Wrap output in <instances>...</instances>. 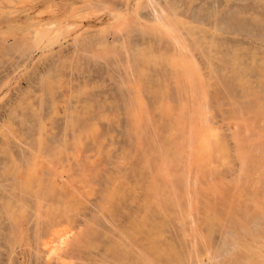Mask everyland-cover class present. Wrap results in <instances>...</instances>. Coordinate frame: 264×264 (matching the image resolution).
Here are the masks:
<instances>
[{
  "label": "rangeland",
  "instance_id": "rangeland-1",
  "mask_svg": "<svg viewBox=\"0 0 264 264\" xmlns=\"http://www.w3.org/2000/svg\"><path fill=\"white\" fill-rule=\"evenodd\" d=\"M160 17H162L163 19L161 20ZM263 21L264 0H0V166H3L5 162H8L11 159H16L18 161L19 159L27 156L36 155L37 157L38 154L39 156L46 157V155L50 154L51 152L52 155L54 154V157H56L57 155V157L60 158V161L58 159V161L55 159L52 162L54 166L50 165V167L52 170L54 168L56 171H53L57 172L58 174L61 171L62 174H60L64 178L62 180H64V182L66 181V184L64 185L68 186V190H66L65 195H63L67 197L64 198L63 196H61L59 200L61 201L60 203H63L62 201H64L65 199L68 200V198L70 201L65 200L67 203H99L100 193L109 194L110 189L111 194L112 191L115 195H117V192H121L120 185L117 182L115 183L116 180L114 179H109L107 181L103 180V182L100 183V178L103 179V177H100V174H98L97 172H105L106 170L110 171L111 168V165L105 164L107 163V157L109 156L110 158H117L119 156H125L126 154L128 157H132V155L136 154L137 158L135 157L136 155H134L132 159H136L138 160V162L141 161L140 163H142V159L146 158L147 164L149 165L148 169L151 168L150 166L154 168V171L153 169L144 170L148 172H146L147 175L145 173V176H148L146 178L147 181L150 179L149 181L151 185L150 189H148L147 191L150 196L147 202L150 203L149 209H151V211H154L155 209L159 208L158 206H156L159 205V202L165 204L163 206L164 210L162 209V206L159 205L161 208L156 210V213L155 211H150V213L155 217L154 218L153 216H151V220L149 222L151 234V238L149 237V240L151 239L149 245L151 247L150 250L152 253V257L154 256L152 258V260L154 261L153 264H163L161 263V260H164V264H178V262L180 264L181 258L184 259L185 262H191L192 260H194V264H199V262L200 264H202L201 260H204L203 262H205L206 264H218V262H221L225 257H227V249L225 250L226 253H223L224 250L221 248L222 241L224 240L223 238H227L228 241L226 240V242H230L229 240L234 239V242L236 243H234V246L238 249L241 248L243 251L247 249L250 250L251 255L248 263L264 264V226L259 229V233L262 232V236L261 234H258V232V235L254 234V237L252 234H245L247 232L244 233L243 231H241V229L243 230V223H246L247 221H243L245 215V213L243 214L244 208L243 210L242 207L240 208V205L245 207L246 205L244 203L250 202L252 205L256 206L257 213L260 212V214H264V204L260 203H264V198H262L264 196L261 195V198H258V193L260 194L262 193V191H264ZM153 22L154 24H152ZM162 27H164L165 29ZM181 43L183 45H180ZM188 47L190 49H187ZM87 53H89L90 55ZM178 60L179 62H177ZM174 61L177 62L178 65H175L176 63ZM181 61L183 63L189 62L190 64L187 63V67L191 69L192 66V68L194 67V69H191L190 71L186 69L187 67L183 69V67L185 66ZM173 66L175 68H173ZM176 66L181 68H178ZM183 70H185V75L187 72H190V75L188 73L190 78L188 77V75H186V78H182L184 76V73H182L184 72ZM194 73L199 78H201L199 79L198 77H195L196 75ZM192 75H194V77ZM178 77H181L182 80ZM192 77L195 78L194 81ZM183 79L184 82H182ZM186 79L187 82L189 81L188 83L185 81ZM190 79L191 81H193L191 83L199 82V85L192 84V86H189L191 85ZM174 82L178 84V87ZM248 83L249 86H247ZM184 84H188V88H190L191 91L194 90L193 93H191L190 89H188ZM221 85L226 89H224ZM226 86L230 87L232 92L230 91V89L227 90ZM177 90L179 93L177 92ZM225 91L227 92V94ZM196 93H198V95ZM188 94L192 95L189 96ZM128 95H130V100L128 98ZM157 95L160 98H158ZM131 96L133 98H131ZM161 96H164V98H161ZM184 96L187 97L185 98ZM194 96L195 98H193ZM225 97H227L228 99L230 98L229 100H232L234 104L231 101H228V99ZM128 101L131 102V105L128 103ZM137 101H140V103H138ZM141 102L142 105H139L141 104ZM192 104H198L196 105L198 107H196L195 105L193 106ZM129 105L131 107L136 105L138 108L140 106L142 111L141 109H139L140 111L137 110L139 111L137 112L136 110H134L136 109V106H134V108L132 109ZM169 106L172 107L170 108ZM161 107L167 110H169L168 107L171 109V111H167V113L165 110V113L163 112L166 116L168 115V119L167 117H164V115V118H162V111L160 110L162 109ZM157 108H159V110ZM187 108L194 109L195 112L194 110H189ZM198 108L199 110L197 113H200L199 117L196 113ZM176 113L178 114L176 115ZM186 113L187 116L185 117ZM194 113L197 117L193 116ZM181 114L185 115L182 117ZM201 114L202 116L199 121L198 118H200ZM204 115L207 118L204 117ZM177 116L178 119H176ZM180 116L182 117V119H180ZM187 117L190 119V122L189 119L187 120ZM202 117H204L207 121H205L204 118L202 120ZM129 119L130 122H128ZM160 119H166L167 121L165 120L166 122H161L162 120ZM170 119L173 122H170ZM191 119L194 121H191ZM197 121H199V123ZM203 121L205 122L203 123ZM196 122L200 126L204 124H209V126H205L206 129L204 126H201V128L198 126L199 129H196ZM200 122H202L203 124H201ZM162 123L163 125H165L162 126ZM175 123H183L186 126L187 124H192V126L194 125L196 131H199L200 135L198 139V136H196L195 133L192 132L194 137L196 136L197 139L196 140L194 138L196 141H194L195 143L192 144L193 146L196 143L198 144L197 141L200 140V136L204 138L205 134L207 138L208 135L209 137L211 135V137H213V140H211L212 138L210 137L209 144L215 147L211 150L212 153H214L217 149L220 150L221 148V144L219 145V143L213 142L215 135L218 133L216 135L217 138L215 139L220 138V141H225L224 144L228 148L227 154L229 153L227 155V159L231 160L225 162L227 160L224 157L225 153H215L212 156H207V153L203 152V154L196 153V155L193 153V146L192 148L190 147L184 149L183 157H181L182 155H180V158L177 157V159L174 156L173 159L171 158L172 160L170 158L167 159L168 157H172V153L169 156L171 145L166 141L168 135L170 134L169 132H171L168 128L171 126V124L173 125ZM133 125L135 126V128ZM161 127L163 128V130ZM188 127L191 128V126ZM208 127L211 128H209L208 130ZM204 129L207 131V133L206 131H204ZM139 130L141 131V133ZM201 130L203 133L201 132ZM231 130L234 131V135H232L233 133ZM246 130L248 131V133ZM155 132L156 135H154ZM190 134L191 131L187 133L188 136ZM129 135H131L133 138ZM149 135L152 137V139L149 137ZM176 136L178 137L179 135L176 134ZM191 136L192 134L188 139H190ZM128 137H130V139ZM157 138H160L159 141H157ZM232 140L234 141V143L232 142ZM156 141L158 142V144ZM237 142L240 147L242 146L241 148L243 152L240 153V150L238 153L242 156L236 155L237 153L234 152V147L237 145ZM161 143L162 146H160ZM149 144L154 146L152 147ZM130 146H132V148H130ZM127 147L128 150L124 151L127 149ZM145 148L148 150V154L154 157V160H152V157H149V155L146 153L147 150ZM252 148L254 150H252ZM194 152H196V150ZM139 154L142 156H139ZM158 154L161 156V159ZM162 155L165 157V159ZM193 155H196L197 157L195 156V158ZM77 156L79 157L77 158ZM85 157L88 158L87 160H89L87 162L88 164L92 165L91 163H93L97 166L92 169L91 167L93 165L89 166L86 163L88 166L85 167L86 169L78 168L80 165H82V163L79 164V162L77 161L79 159L80 161H83ZM138 157L141 160L138 159ZM209 157H211V159L206 163V166L209 168L211 167L212 169L211 165L213 164V166L217 167L216 173H214L210 169L212 172L210 171L209 173H211L212 176L211 174L208 175V173H201V171H198L197 169L201 166V160H205L206 158L209 159ZM239 157L240 161H246V157L249 158L246 162L250 161L249 164H251V169L249 167L247 169L248 171L246 170L249 165L247 163V166L244 167L245 172L244 170L241 171L240 169L242 168V166L239 161ZM185 159L187 161H183ZM254 159H256V162L254 161ZM42 160H44L43 164L47 165V161H45V159L43 158ZM94 160L96 164L92 162ZM74 161L76 162V164ZM173 161L174 163L178 164V169H180L182 173H185L181 176L183 178L182 186H178V190H181L178 191V194H173V196L176 195L174 200L173 198H170V193L172 194V190L167 193V191L170 190V185L165 183L167 181L166 178H162L163 180H159L158 182L155 178L156 182H154L156 186H154L155 184L152 181V176L156 175L155 170L157 169V165L159 166L160 163L163 162L166 163L163 165V169H166L168 171L167 173H169L171 171L168 170L167 167L168 165L170 166L171 163L173 164ZM255 163L257 165L258 163L260 164L257 170H262V172L260 173V176L262 177L258 176V174L257 176H255L256 174L254 171L256 168L252 166H256ZM226 165L229 166L227 167ZM2 166L0 167V171ZM69 167H71V169ZM89 167L93 171L90 170ZM170 167L172 168V166ZM125 168L127 169V166ZM34 169H30V172L28 171L29 174H22V183H25L27 186L30 183L33 186L38 179H42V181H45L48 176L46 170L42 169V171H39L37 168ZM76 169L79 170V173L80 171L84 172L83 175L82 172L80 173V175L77 174V172H75L77 171ZM36 170H38L39 173L38 171L36 172ZM195 170L198 172L195 173ZM208 170L209 169L206 168V170L204 171ZM249 170L254 171L249 172ZM247 172H249V174L255 176L256 178L260 177L259 180L262 181L263 186L262 183L260 184L259 180H256L259 185H261L260 189L263 187L262 191L258 190V188V193L252 192L254 191L253 189L255 187L257 188L256 184L258 185V183H256L253 187L252 185H254L253 183L256 182V180H253L252 176L250 175L247 176ZM151 173L154 175H151ZM30 174L32 175L30 176ZM205 174L207 175V177ZM77 175L80 176L82 180L79 177H76ZM169 175L170 176H167L168 178L171 177V173H169ZM178 175H180V173L175 175L173 181L175 178L177 179ZM232 175L233 177H231ZM208 176L210 177L208 178ZM33 177H35V179ZM2 178L0 177V196L3 194L1 192L3 188L5 190L4 185L6 184V182L3 181ZM231 179H234V181H231ZM237 180L240 182L239 184H237ZM111 182L115 183L116 186ZM131 182L133 184V180H131ZM242 182H244V186ZM245 182H247V184H245ZM248 182L251 185L248 184ZM79 184L81 185L80 187ZM166 184L169 186H167ZM214 184H216V186ZM164 186L165 189L162 188ZM102 187H105L106 189H104L106 191H102ZM115 187L116 190L114 191L113 188ZM184 187L185 192L183 191ZM243 187H245L246 190H244ZM166 188L168 189L167 191H165ZM207 190L212 192L209 193L208 191L207 193ZM69 192L71 194L74 193L73 196H70L71 194L69 195ZM220 192L223 193L221 194ZM141 193L142 192H140V190L138 189L139 197L141 196ZM251 193L254 194V197L256 198H254ZM120 195L121 194H119V196ZM168 195L170 196L168 197ZM195 195L200 196V198H198V196L195 198ZM202 195H204V197ZM222 196H225V198L223 197V199ZM235 196H237L236 198H238L237 201H241V203H239L238 205L239 210H237L238 208L235 210ZM164 197L170 198L171 201L166 198L164 200ZM201 197L204 200L201 199ZM239 197L244 198L241 200ZM123 198L124 200L121 201V203H128V201H130L127 192L124 193ZM157 198L160 200H158ZM176 198L177 201L175 200ZM259 199H261L262 201ZM155 200L157 204L153 203L155 202ZM59 201H57L56 203H59ZM175 201L178 204L181 201L180 209L177 208L176 203L171 204ZM198 201H201V203ZM221 201L224 206L222 205ZM230 201L231 203L234 202V206L233 204L231 205ZM100 202L109 203L110 201L104 199ZM194 202L198 203L194 204ZM238 202H236V205L238 204ZM29 203H31V201ZM129 203L132 202L130 201ZM202 203H206L207 208L206 206H204L205 204ZM214 203H217V205ZM200 204L202 207L200 206ZM225 204L226 206L231 205L235 208H226ZM166 205L168 207H166ZM211 205L216 206L213 207ZM252 205L250 207H252ZM172 206L175 208L172 209ZM209 206L213 207L214 210H210L212 208H210ZM255 206L252 209L249 207V205L246 207L249 212H251V210H255ZM190 207L192 208L190 209ZM200 207L201 210H199ZM182 209L183 213L181 214ZM233 209L235 212L238 211V216L239 213L242 212V216L240 215L239 218L237 215H235L237 213H235ZM247 209L246 212H248ZM211 211H213V216ZM209 212H211V214ZM253 212L256 213L255 211H252V213ZM165 215H168V218ZM215 215H218L220 217L217 218L215 217ZM224 215L225 218L223 217ZM118 216L122 218V211ZM152 217L157 220H154ZM199 217L201 218L199 219ZM234 217L235 219H233ZM230 218H232V220ZM261 218L259 220L264 222V219ZM231 222H233L234 224ZM238 224L239 228L243 226L241 229L238 228L239 230L236 226ZM241 224L242 226H240ZM245 225H247V223ZM151 226L154 229H152ZM228 232L236 233H233V237V234L231 233V236V234H229ZM256 237L259 239H255ZM259 240L261 241L259 242ZM151 241H153V243H151ZM153 244H155L156 246ZM232 244L233 243H231V246ZM160 246L161 248L164 247V249L167 250V254L165 253V250L164 253L158 252ZM180 246L182 248H180ZM177 248L179 252L176 250ZM215 249L217 252L215 251ZM154 250H157V253ZM172 251L175 252L172 253ZM180 252L183 253V255L181 254V258L178 257V255L181 256ZM218 253L221 257L218 255ZM222 253L223 255H226L223 257ZM155 255L159 256V259L161 258L160 261H157L158 258ZM164 255L170 256V261L168 257L166 258L164 257ZM213 255L214 258L212 257ZM174 256L178 257L179 259L175 258ZM205 260H209V262H206ZM174 261H176L177 263ZM191 263H193V261ZM191 263L188 262L187 264ZM248 263L243 262V264Z\"/></svg>",
  "mask_w": 264,
  "mask_h": 264
},
{
  "label": "bare ground",
  "instance_id": "bare-ground-1",
  "mask_svg": "<svg viewBox=\"0 0 264 264\" xmlns=\"http://www.w3.org/2000/svg\"><path fill=\"white\" fill-rule=\"evenodd\" d=\"M241 4V3H240ZM243 4V3H242ZM248 4V3H247ZM62 6V5H61ZM81 6V5H80ZM87 6V5H86ZM160 7V6H159ZM259 7V6H258ZM158 8V7H157ZM162 9V8H161ZM160 9V10H161ZM167 9V8H166ZM77 10H79V9H77ZM161 12V11H160ZM191 12V11H190ZM237 12V11H236ZM257 12V11H256ZM219 13V12H218ZM223 13V12H222ZM251 13V12H250ZM70 15V14H69ZM161 15V14H160ZM195 15V14H194ZM128 16V15H127ZM130 16V15H129ZM156 16V15H155ZM159 16V15H158ZM168 16V15H167ZM259 17V16H258ZM179 18V17H178ZM201 18V17H200ZM157 19V18H156ZM160 19L162 20L163 18L162 17H160ZM220 19V18H219ZM158 20V19H157ZM172 20H175V19H172ZM159 21V20H158ZM167 21V20H166ZM178 21V20H177ZM208 21V20H207ZM162 22V21H161ZM176 22V21H175ZM191 22V21H190ZM264 22V21H263ZM133 23V22H132ZM200 23V22H199ZM207 23V22H206ZM243 23V22H242ZM128 24V23H127ZM152 24H154V22L152 23ZM183 24V23H182ZM262 24V23H261ZM192 25V24H191ZM122 26V25H121ZM133 26V25H132ZM158 26V25H157ZM164 26V25H163ZM167 26H169V25H167ZM175 26V25H174ZM195 26V25H194ZM214 26V25H213ZM237 26V25H236ZM261 26V25H260ZM149 27V26H148ZM156 27V26H155ZM186 27H188V26H186ZM117 28V27H116ZM162 28H164V27H162ZM183 28V27H182ZM193 28V27H192ZM132 29V28H131ZM155 29H157V28H155ZM165 29V28H164ZM191 29V28H190ZM215 29V28H214ZM202 30V29H201ZM216 30V29H215ZM220 30V29H219ZM264 30V29H263ZM230 31V30H229ZM132 32V31H131ZM193 32V31H192ZM195 32V31H194ZM180 33V32H179ZM210 33V32H209ZM215 33V32H214ZM217 34V33H216ZM198 35H200V34H198ZM212 35V34H211ZM253 35H254V33H253ZM252 35V36H253ZM256 35V34H255ZM169 36V35H168ZM173 36V35H172ZM172 36H171V39H172ZM219 36V35H218ZM257 36V35H256ZM177 37V36H176ZM180 37V36H179ZM130 38V37H129ZM201 38V37H200ZM225 38V37H224ZM16 39V38H15ZM157 39V38H156ZM170 39V40H171ZM174 39H176V38H174ZM181 39V38H180ZM194 39V38H193ZM212 39V38H211ZM221 39V38H220ZM20 40V39H19ZM179 40V39H178ZM199 40V39H198ZM240 40V39H239ZM19 42V41H18ZM174 42H175V40H174ZM180 42V41H179ZM205 42V41H204ZM120 43H122V42H120ZM145 43V42H144ZM152 43H153V41H152ZM167 43V42H166ZM194 43V42H193ZM202 43V42H201ZM206 43V42H205ZM100 44V43H99ZM112 44V43H111ZM171 44V43H170ZM196 44V43H195ZM180 45H183L182 43L180 44ZM197 45V44H196ZM17 46V45H16ZM32 46V45H31ZM171 46V45H170ZM174 46H175V43H174ZM185 46V45H184ZM205 46V45H204ZM213 46V45H212ZM216 46V45H215ZM139 47V46H138ZM185 48V47H184ZM193 48V47H192ZM213 48V47H212ZM21 49V48H20ZM86 49V48H85ZM187 49H190L189 47L187 48ZM83 50V49H82ZM178 50V49H177ZM197 50V49H196ZM102 51H104V50H102ZM192 51V50H191ZM206 51V50H205ZM217 51V50H216ZM101 52V51H100ZM108 52V51H107ZM173 52V51H172ZM2 53V52H1ZM93 53V52H92ZM137 53V52H136ZM140 53V52H139ZM79 54V53H78ZM87 54H89V53H87ZM114 54H115V52H114ZM130 54V53H129ZM178 54V53H177ZM187 54V53H186ZM90 55V54H89ZM243 55V54H242ZM137 56V55H136ZM172 56V55H171ZM234 56V55H233ZM69 57V56H68ZM77 57V56H76ZM66 58V57H65ZM116 58V57H115ZM114 58V59H115ZM148 58V57H147ZM173 58V57H172ZM183 58V57H182ZM142 60V59H141ZM191 60V59H190ZM215 60V59H214ZM263 60V59H262ZM176 61V60H175ZM174 61V62H175ZM186 61V60H185ZM129 62V61H128ZM148 62H149V59H148ZM156 62V61H155ZM174 62H173V64H174ZM177 62H179V60L177 61ZM177 62H175L176 64L175 65H178L177 64ZM182 62V61H181ZM204 62V61H203ZM202 62V63H203ZM183 63V62H182ZM187 63H189V62H187ZM187 63H183L184 64V66L185 67H183V69L184 68H186L187 67ZM186 64V65H185ZM190 64V63H189ZM192 64V63H191ZM195 64V63H194ZM180 65H182V64H180ZM119 66H120V64H119ZM141 66V65H140ZM139 66V67H140ZM209 66V65H208ZM158 67V66H157ZM176 67H178V66H176ZM190 67V66H189ZM196 67V66H195ZM243 67V66H242ZM262 67V66H261ZM264 67V66H263ZM128 68V67H127ZM173 68H175L174 66H173ZM178 68H181V67H178ZM197 68V67H196ZM201 68V67H200ZM250 68V67H249ZM186 69H188L189 71L191 70V69H194V67L192 68V66H191V69L190 68H186ZM185 69V70H186ZM234 69V68H233ZM255 69V68H254ZM117 70V69H116ZM174 70H176V69H174ZM185 70H183L184 72H182V73H184L183 75V77L182 78H186L187 76L186 75H188V73H189V75H190V72H187L186 73V75H185ZM197 70V69H196ZM195 70V71H196ZM187 71V70H186ZM194 71V70H193ZM199 71V70H198ZM211 71V70H210ZM209 71V72H210ZM264 71V70H263ZM173 72H175V71H173ZM240 72V71H239ZM130 73V72H129ZM172 73V72H171ZM195 73H198V72H195ZM194 73V74H195ZM257 74V73H256ZM142 75V74H141ZM154 75V74H153ZM177 75H178V71H177ZM180 75H182V74H180ZM189 75H188V77H189ZM196 75V74H195ZM204 75V74H203ZM215 75V74H214ZM193 77H194V75H192ZM224 76V75H223ZM223 76H222V78H223ZM231 76V75H230ZM234 76V75H233ZM119 77V76H118ZM192 77V78H193ZM195 77H198L197 75L195 76ZM204 77V76H203ZM229 77V76H228ZM238 77V76H237ZM132 78V77H131ZM169 78V77H168ZM177 78V77H176ZM178 78H180L181 79V77H178ZM190 78V77H189ZM199 78V77H198ZM201 78V77H200ZM199 78V79H200ZM231 78H233V77H231ZM179 79V80H180ZM194 79L195 78H193V81H194ZM133 80V79H132ZM182 80V79H181ZM180 80V81H181ZM223 80V79H222ZM227 80V79H226ZM42 81V80H41ZM148 81V80H147ZM155 81V80H154ZM178 81V80H177ZM186 82H187V79L185 80ZM193 81H191V79H190V83L191 82H193ZM196 81V80H195ZM229 81V80H228ZM123 82V81H122ZM144 82V81H143ZM182 82H184V79H183V81ZM189 82V81H188ZM187 82V83H188ZM203 82V81H202ZM230 82V81H229ZM42 83V82H41ZM130 83V82H129ZM175 83V82H174ZM179 83V82H178ZM199 82H194V83H191V85H189V86H192V84H198ZM220 83V82H219ZM223 83V82H222ZM221 83V84H222ZM242 83V82H241ZM140 84V83H139ZM171 84V83H170ZM175 84H177V83H175ZM174 84V85H175ZM181 84V83H180ZM179 84V85H180ZM137 85V84H136ZM173 85V86H174ZM184 85H186V84H184ZM188 85V84H187ZM186 85V87L188 88V86ZM199 85V84H198ZM220 85V84H219ZM225 85V84H224ZM227 85V84H226ZM130 86V85H129ZM141 86V85H140ZM139 86V87H140ZM154 86V85H153ZM177 87H178V84L176 85ZM201 86V85H200ZM218 86V85H217ZM222 86V85H221ZM232 86H233V83H232ZM247 86H249V83L247 84ZM1 87V86H0ZM124 87V86H123ZM167 87V86H166ZM182 87H183V85H182ZM223 88H224V86H222ZM227 87V90L228 89H230V87H228V86H226ZM255 87V86H254ZM260 87V86H259ZM258 87V88H259ZM126 88V87H125ZM175 88V87H174ZM195 88V87H194ZM198 88V87H197ZM246 88V87H245ZM250 88V87H249ZM262 88V87H261ZM43 89V88H42ZM66 89V88H65ZM170 89V88H169ZM179 89V88H178ZM184 89H185V87H184ZM188 89H190V88H188ZM193 89V88H192ZM201 89V88H200ZM224 89H226V88H224ZM199 90V89H198ZM218 90V89H217ZM243 90V89H242ZM249 90V89H248ZM139 91V90H138ZM186 91V90H185ZM190 91H191V89H190ZM189 91V92H190ZM194 91V90H193ZM193 91H191V93H193ZM206 91V90H205ZM204 91V92H205ZM213 91H215V90H213ZM223 91V90H222ZM230 91H231V89H230ZM177 92H178V90H177ZM177 92H175V93H177ZM188 92V93H189ZM200 92H202V91H200ZM226 92V91H225ZM232 92V91H231ZM243 92V91H242ZM251 92V91H250ZM130 93H131V91H130ZM153 93V92H152ZM173 93V92H172ZM179 93V92H178ZM185 93V92H184ZM182 94V93H181ZM187 94V93H186ZM195 94V93H194ZM197 95H198V93H196ZM216 94V93H215ZM226 94H227V92H226ZM243 94V93H242ZM125 95V94H124ZM131 95V94H130ZM130 95H128V98H129V96ZM147 95V94H146ZM156 95V94H155ZM159 95V94H158ZM157 95V96H158ZM180 95V94H179ZM184 95V94H183ZM189 95V94H188ZM190 95H192V94H190ZM189 95V96H190ZM196 95V96H197ZM205 95V94H204ZM224 95V94H223ZM229 95H230V93H229ZM254 95V94H253ZM43 96V95H42ZM52 96V95H51ZM133 96V95H132ZM131 96V98H133ZM165 96H166V94H165ZM173 96V95H172ZM176 96V95H175ZM174 96V97H175ZM207 96V95H206ZM213 96V95H212ZM227 96V95H226ZM127 97V96H126ZM177 97H178V94H177ZM177 97H175V98H177ZM181 97V96H180ZM185 98L187 97V96H184ZM200 97V96H199ZM230 97V96H229ZM254 97V96H253ZM258 97V96H257ZM127 98V99H128ZM139 98V97H138ZM155 98H157V97H155ZM158 98H160L159 96H158ZM161 98H164V96L162 97L161 96ZM193 98H195V96L193 97ZM207 98H209V97H207ZM224 98V97H223ZM225 98H227V97H225ZM232 98V97H231ZM259 98V97H258ZM261 98V97H260ZM178 99V98H177ZM188 99H190V98H188ZM192 99V98H191ZM201 99H202V97H201ZM212 99V98H211ZM214 99V98H213ZM228 99V98H227ZM230 99V98H229ZM228 99V101H231L232 103H233V101L232 100H229ZM129 100H130V98H129ZM138 100V99H137ZM146 100V99H145ZM152 100V99H151ZM153 100H154V98H153ZM159 100V99H158ZM162 100V99H161ZM182 100V99H181ZM223 100V99H222ZM235 100V99H234ZM68 101V100H67ZM84 101V100H83ZM133 101H134V99H133ZM132 101V102H133ZM136 101V100H135ZM156 101V100H155ZM163 101H165V100H163ZM163 101H162V103H163ZM178 101H180V100H178ZM193 101H194V99H193ZM200 101H202V100H200ZM239 101V100H238ZM241 101V100H240ZM248 101V100H247ZM125 102V101H124ZM138 103H140V101H137ZM168 102H169V100H168ZM186 102H187V100H186ZM207 102V101H206ZM209 102V101H208ZM215 102V101H214ZM126 103V102H125ZM128 103L131 105V102L130 101H128ZM127 103V104H128ZM145 103V102H144ZM178 103V102H177ZM193 103V102H192ZM194 103H195V101H194ZM232 103H230V104H232ZM241 103V102H240ZM155 104V103H154ZM169 104V103H168ZM190 104V103H189ZM217 104V103H216ZM234 104V103H233ZM129 105V106H130ZM133 105V104H132ZM139 105H142V102H141V104H139ZM138 105V106H139ZM179 105V104H178ZM181 105V104H180ZM186 105V104H185ZM193 105V104H192ZM195 106L196 105H198V104H194ZM193 105V106H194ZM220 105V104H219ZM128 106V107H129ZM134 106H136V105H134ZM134 106L133 107H131L132 109L134 108ZM182 106V105H181ZM181 106H180V108H181ZM235 106H236V104H235ZM240 106V105H239ZM243 106V105H242ZM126 107V106H125ZM142 107V106H141ZM166 107V106H165ZM170 107V106H169ZM168 107V109L169 110H167V109H163L162 107V109H160L161 111V116H162V118H164V117H167L164 113H165V111H166V113H167V111H171V107L169 108ZM183 107V106H182ZM196 107H198V106H196ZM225 107V106H224ZM231 107V106H230ZM233 107V106H232ZM57 108V107H56ZM130 108V109H131ZM136 109H134V110H139V109H141L140 108V106H139V108L136 106L135 107ZM152 108V107H151ZM155 108V107H154ZM176 108V107H175ZM184 108H185V106H184ZM194 108V107H193ZM20 109V108H19ZM39 109V108H38ZM149 109V108H148ZM158 110H159V108H157ZM187 109H189V108H187ZM195 109V108H194ZM194 109H189V110H194ZM227 109V108H226ZM70 110V109H69ZM146 110V109H145ZM165 110V111H164ZM178 110H180V109H178ZM177 110V111H178ZM181 110H182V108H181ZM185 110V109H184ZM198 110H199V108L197 109V111H196V113L198 112ZM201 110V109H200ZM232 110V109H231ZM234 110H235V108H234ZM261 110V109H260ZM55 111V110H54ZM127 111H128V109H127ZM140 111V110H139ZM139 111H137V112H139ZM141 111H142V109H141ZM40 112V111H39ZM130 112H131V110H130ZM164 112V113H163ZM182 112V111H181ZM185 112V111H184ZM194 112H195V110H194ZM202 112V111H201ZM207 112V111H206ZM205 112V113H206ZM230 112V111H229ZM135 113V112H134ZM141 113V112H140ZM148 113H149V111H148ZM189 113V112H188ZM204 113V112H203ZM233 113V112H232ZM38 114V113H37ZM98 114V113H97ZM130 114V113H129ZM128 114V115H129ZM133 114V113H132ZM168 114H169V112H168ZM178 113H176V115H177ZM198 114V117H199V114L200 113H197ZM253 114V113H252ZM44 115V114H43ZM163 115H164V117H163ZM173 115H174V112H173ZM182 115V114H181ZM185 114H183L182 115V117L184 116ZM230 115V114H229ZM262 115V114H261ZM261 115H260V117H261ZM37 116V115H36ZM130 116V115H129ZM134 116V115H133ZM142 116V115H141ZM187 116V113H186V115H185V117ZM193 116H195V117H197L196 116V114L194 113L193 114ZM193 116H192V118H193ZM201 116H202V114L200 115V118H198V120L200 121V119H201ZM159 117V116H158ZM181 117V116H180ZM182 117L180 118V119H182ZM204 117H206L205 115H204ZM204 117H202V120H203V118ZM234 117V116H233ZM251 117H252V115H251ZM35 118V117H34ZM138 118V117H137ZM191 118V117H190ZM207 118V117H206ZM152 119V118H151ZM167 119H168V117H167ZM176 119H178V116H177V118ZM179 119V120H180ZM184 119H186V118H184ZM189 118L187 117V120H188ZM197 119V118H196ZM127 120V119H126ZM136 120V119H135ZM135 120H134V122H135ZM160 120H162V119H160ZM166 120V119H165ZM164 119L161 121V122H163V121H165ZM171 120V119H170ZM201 120V121H202ZM204 120H205V118H204ZM209 120V119H208ZM245 120V119H244ZM258 120V119H257ZM109 121V120H108ZM141 121H142V119H141ZM167 121V120H166ZM165 121V122H166ZM191 121H194V120H192L191 119ZM196 121V120H195ZM199 121H197L198 123H199ZM205 121H207V120H205ZM205 121H203V123L205 122ZM243 121V120H242ZM252 121V120H251ZM54 122V121H53ZM69 122H70V120H69ZM106 122V121H105ZM128 122H130V119H129V121ZM131 122H133V121H131ZM160 122V121H159ZM160 122V123H161ZM170 122H173L172 120L170 121ZM189 122H190V119H189ZM188 122V123H189ZM196 122V124H197V128L196 129H199L198 128V126L201 128V126H209V124L208 125H199L198 123ZM137 123V122H136ZM155 123V122H154ZM183 123H185V122H183ZM183 123H181V124H179V123H175V124H171V126L168 128L171 132H169L170 134L168 135V137H167V139H166V141L171 145L169 148H170V154H169V156L171 155V153H172V157H166L167 159H173V156L174 157H176V159H177V157H179L180 155H182L181 157H183V154H184V149H187V148H192V144L193 143H195L194 141H196L198 138H199V135H200V133H199V131H196V129L194 128V125L192 126V124H190V125H188L187 123V126L185 125V124H183ZM201 124H203L202 122H200ZM253 123V122H252ZM127 124H129V123H127ZM142 124V123H141ZM239 124V123H238ZM136 125V124H135ZM144 125V124H143ZM162 126H164L163 125V123L161 124ZM169 125V124H168ZM245 125V124H244ZM250 125V124H249ZM128 126V125H127ZM134 126V125H133ZM158 126V125H157ZM160 126V125H159ZM188 126H191V128L190 127H188ZM215 126H216V124H215ZM138 127V126H137ZM195 127H196V125H195ZM206 127H205V129H206ZM235 127V126H234ZM253 127V126H252ZM134 128H135V126H134ZM142 128V127H141ZM147 128V127H146ZM154 128V127H153ZM157 128V127H156ZM162 128V127H161ZM209 128H211V127H208V130H209ZM132 129V128H131ZM187 129H189V130H187ZM203 129V128H202ZM204 129V131H206ZM141 130V129H140ZM139 130V131H140ZM154 130V129H153ZM162 130H163V128H162ZM161 130V131H162ZM18 131V130H17ZM135 131H136V129H135ZM145 131V130H144ZM191 131V134H192V136H191V138L190 139H188L189 138V136L191 135H187V133H189ZM232 131V130H231ZM237 131V130H236ZM247 131V130H246ZM176 132V133H175ZM192 132H194L195 133V135L196 136H198L197 137V139H196V136L194 137V135H193V133ZM201 132H202V130H201ZM212 132V131H211ZM234 131H232V133H233ZM134 133V132H133ZM135 133H138V132H135ZM140 133H141V131H140ZM149 133V132H148ZM151 133H152V131H151ZM150 133V134H151ZM154 133V132H153ZM160 133V132H159ZM203 133V132H202ZM206 133H207V131H206ZM220 133V132H219ZM247 133H248V131H247ZM158 134V133H157ZM176 134L177 135H179L178 137L176 136ZM216 134V133H215ZM214 134V135H215ZM218 134V133H217ZM216 134V135H217ZM235 133H233L232 135H234ZM61 135V134H60ZM85 135V134H84ZM137 135V134H136ZM148 135V134H147ZM154 135H156V132H155V134ZM173 135V136H172ZM175 135V136H174ZM202 135V134H201ZM215 135V137H214V143H219V145L221 144V148H220V150H218L217 148V150L214 152V153H212V149H214L215 147H213V146H211V144H209L210 142H209V140H210V137H211V135H210V137H209V135L207 136V138H206V135L204 134V138L203 137H201L200 136V140L199 141H197L198 142V144L196 143L194 146H193V148H194V150H193V153L194 154H203V152H206L207 153V156H212L213 154H217V153H225L224 155V157L227 159V155L229 154H227V147H226V145L224 144V142L221 140L220 141V138H218V139H215V138H217V136ZM260 135V134H259ZM73 136V135H72ZM130 137H132L131 135H129ZM213 136V135H212ZM236 136V135H235ZM252 136V135H251ZM254 136H255V134H254ZM53 137V136H52ZM63 137V136H62ZM130 137H128L129 139H130ZM147 137V136H146ZM149 137L152 139V137L149 135ZM156 137V136H155ZM154 137V138H155ZM159 137V136H158ZM177 137V138H176ZM223 137V136H222ZM232 137H234V136H232ZM13 138V137H12ZM133 138V137H132ZM144 138V137H143ZM153 138V139H154ZM177 139V140H175V139ZM196 140H195V139ZM212 139L211 140H213V137H211ZM241 138V137H240ZM127 139V138H126ZM142 139V138H141ZM141 139H139V140H141ZM146 139V138H145ZM147 139H149V138H147ZM158 140L157 141H159V139L160 138H157ZM232 139V138H231ZM62 140V139H61ZM133 140V139H132ZM235 140V139H234ZM254 140V139H253ZM129 141H131V140H129ZM144 141V140H143ZM156 141V142H157ZM237 141V140H236ZM240 141V140H239ZM238 141V142H239ZM263 141V140H262ZM136 142V141H135ZM151 142V141H150ZM156 142H155V145H156ZM232 142L234 143V141L232 140ZM238 142H237V145L234 147L235 148V150H234V152H236L235 154L236 155H241V154H238L239 153V151L241 150V152L240 153H242L243 151H242V146L240 147V145H238ZM143 143V142H142ZM154 143V142H153ZM166 143V142H165ZM167 143V144H168ZM247 143V142H246ZM260 143H261V141H260ZM34 144V143H33ZM73 144V143H72ZM78 144V143H77ZM131 144V143H130ZM151 144V143H150ZM149 144V145H150ZM157 144H158V142H157ZM167 144H166V146H167ZM245 144V143H244ZM251 144V143H250ZM249 144V145H250ZM259 144V143H258ZM45 145V144H44ZM55 145V144H54ZM62 145V144H61ZM100 145V144H99ZM133 145H135V144H133ZM144 145V144H143ZM146 145H148V144H146ZM216 145V144H215ZM137 146V145H136ZM145 146V145H144ZM143 146V147H144ZM150 146H152V145H150ZM154 146V145H153ZM152 146V147H153ZM160 146H162V143H161V145ZM195 146H196V148H195ZM245 146V145H244ZM248 146V145H247ZM259 146V145H258ZM257 146V147H258ZM22 147V146H21ZM49 147V146H48ZM53 147V146H52ZM79 147V146H78ZM140 147V146H139ZM261 147V146H260ZM85 148V147H84ZM130 148H132V146H130ZM138 148V147H137ZM141 148V147H140ZM147 148H148V146H147ZM161 148V147H160ZM250 148V147H249ZM254 148V147H253ZM252 148V150H254ZM29 149V148H28ZM43 149V148H42ZM124 149V148H123ZM142 149V148H141ZM146 149V148H145ZM151 149V148H150ZM154 149H155V147H154ZM158 149V148H157ZM162 149V148H161ZM245 149V148H244ZM21 150V149H20ZM48 150H49V148H48ZM128 150V147H127V149L126 150H124V151H127ZM131 150H133V149H131ZM135 150V149H134ZM139 150V149H138ZM147 150V149H146ZM160 150V149H159ZM196 150V152H194ZM256 150V149H255ZM263 150V149H262ZM30 151V150H29ZM41 151V150H40ZM62 151V150H61ZM153 151V150H152ZM23 152V151H22ZM136 152H138V151H136ZM157 152V151H156ZM163 152H165V151H163ZM169 152V151H168ZM46 153V152H45ZM121 153V152H120ZM144 153V152H143ZM146 153L148 154V150L146 151ZM150 153H152V152H150ZM166 153H167V151H166ZM192 153V154H193ZM248 153V152H247ZM8 154V153H7ZM28 154V153H27ZM30 154V153H29ZM64 154V153H63ZM109 154V153H108ZM119 154V153H118ZM123 154V153H122ZM146 154V155H147ZM161 154H162V152H161ZM196 154V155H197ZM62 155V154H61ZM121 155V154H120ZM134 155H136V154H134ZM134 155H132V157H128L127 156V154L125 155V156H127V157H125V156H119V157H114V158H110L109 156L107 157V163H105L106 165L107 164H109V165H111V168H110V171H105V172H97L98 174H100L99 176L100 177H103V179L102 178H100V183H102L103 182V180H109V179H114V180H116L115 181V183L117 182L119 185H120V188H121V192L120 193H118L117 192V195H118V197H117V195H115L114 193H113V191H112V194L110 193V190H109V194H107V193H100V201H103L104 199L106 200H108V201H110L109 203H105V202H107V201H105V202H100L99 201V203H67L66 201H68L69 200V198H68V200H64V201H62L63 203H60L61 201H59L60 200V197L61 196H63V195H65V193H66V190H68V186H65L64 184H66L65 182H64V180H62V179H64L63 178V176L61 175L62 173H61V171L59 172V174L57 173V172H55L56 170L53 168V170H55V171H53L52 169H51V167H50V165H53L52 164V162L56 159H58L59 161H60V158L59 157H57V155H56V157H54V154L52 155L51 154V152H50V154H47L46 155V157L45 156H39V154H38V156L39 157H42L43 159H45V161H47V165H44L43 163V161L44 160H42V158H39L38 156L36 157V155H33V156H27V157H24V158H21V159H19L18 161L16 160V159H11V160H9L8 162H5L4 164H3V166H2V168H1V171H0V177L2 178V176H3V178H2V180L3 181H5L6 182V184L4 185L5 186V190H4V188L2 189V192L1 193H3L1 196H0V264H153L154 263V261L152 260V258L154 257H152V253H151V250H150V240H149V237L151 238V234H150V226H149V222H150V218H151V216H153L151 213H150V211H151V209H149L150 208V203H147L148 202V199H149V194H148V189H150V187H151V185H150V179L147 181V178L146 177H148V176H145V173L147 172V171H144L145 169L147 170L148 169V164H147V159L145 158V159H142V163H140V162H138V160H136V159H132L133 158V156ZM149 155V157H152L151 159L152 160H154V157L153 156H151L150 154H148ZM164 155V154H163ZM162 155V156H163ZM196 155H193L194 157L196 156ZM243 155H244V153H243ZM256 155V154H255ZM11 156V155H10ZM139 156H142V155H140L139 154ZM143 156H144V154H143ZM158 156H160L159 154H158ZM166 156H168V155H166ZM188 156V155H187ZM202 156V155H201ZM242 156V155H241ZM66 157V156H65ZM68 157V156H67ZM70 157V156H69ZM79 156H77V158H78ZM88 157V156H87ZM136 158H137V155L135 156ZM134 157V158H135ZM164 157V156H163ZM190 157V156H189ZM197 157V156H196ZM195 157V158H196ZM216 157V156H215ZM230 157V156H229ZM251 157H253V156H251ZM250 157V158H251ZM7 158V157H6ZM12 158V157H11ZM71 158V157H70ZM74 158V157H73ZM100 158V157H99ZM147 158H148V156H147ZM180 158V157H179ZM186 158V157H185ZM200 158H202V157H200ZM208 158V157H207ZM205 159V160H201V163H200V167H198L197 169H198V171H201V173L203 172V173H208V175L209 174H211V173H209L211 170L214 172V173H216V169H217V167H215V166H213V164L211 165L212 166V169H211V167L209 168V167H207L206 165V163L211 159V157H209V159ZM8 159V158H7ZM88 158H84L83 159V161H80V159L77 161V162H79V164L80 163H82V165H80L78 168H85L86 166H87V162L89 161V160H87ZM98 159V158H97ZM138 159H140L139 157H138ZM151 159H149V160H151ZM156 159V158H155ZM160 159H161V156H160ZM163 159V158H162ZM164 159H165V157H164ZM163 159V160H164ZM171 159V160H172ZM194 159V158H193ZM247 159H249V158H247L246 157V161H247ZM253 159V158H252ZM57 160V161H58ZM77 160V159H76ZM85 160V161H84ZM134 160V161H133ZM141 160V159H140ZM148 160V161H149ZM182 160V159H181ZM190 160V159H189ZM198 160V159H197ZM219 160V159H218ZM229 160H231V159H229ZM228 159L225 161V162H227V161H229ZM243 160H245V159H243ZM256 159H254V161H255ZM264 160V159H263ZM6 161V160H5ZM105 161V162H106ZM167 161V160H166ZM183 161H187L186 159L185 160H183ZM182 161V162H183ZM213 161V160H212ZM239 161H240V157H239ZM246 161H240V163H241V166H242V168L240 169L241 171L242 170H244V172H245V168L244 167H246L247 165V163L249 164L250 163V161H248V162H246ZM257 161H258V159H257ZM68 162V161H67ZM75 162V161H74ZM92 162H94L95 163V160L94 161H92ZM151 162V161H150ZM168 162V161H167ZM214 162V161H213ZM224 162V161H223ZM256 162V161H255ZM63 163H65V162H63ZM87 163V164H86ZM99 163V162H98ZM220 163V162H219ZM245 163V164H244ZM254 163V162H253ZM55 164V163H54ZM58 164V163H57ZM69 164V163H68ZM75 164H76V162H75ZM92 165H90V164H88L89 166H92L91 168L93 169L95 166H97V165H94L93 163H91ZM96 164V163H95ZM152 164V163H151ZM164 164H166V163H160V165L158 166H156V170H155V173H156V175L155 176H152V181H153V183L155 184V178H156V180H157V182L159 181V180H163L162 178H166V182L165 183H167V184H169V185H167V186H169V188H170V190L169 191H167L168 189L166 188V190L165 191H167V193H169L171 190H172V194L170 193V195H171V199L173 198V200H174V198H175V196L176 195H174L173 196V194L175 193H177L178 194V191H180V190H178L179 188H178V186L180 187V186H182V175L183 174H185V173H182L181 172V170L180 169H178V164H176V163H174V161H173V164L171 163V165L170 166H172V168L168 165V170H170L171 172H169V173H171V177L170 178H168L167 176H170L169 175V173H167L168 171L166 170H164L163 168V165ZM189 164V163H188ZM38 165V166H37ZM127 166V169L125 168L126 166ZM156 165V164H155ZM194 165V164H193ZM219 165V164H218ZM225 165V164H224ZM232 165V164H231ZM251 164H249L248 165V167L246 168V170L250 167V169H251V166H250ZM255 165L257 166H254V165H252L253 167H255L254 169H255V171L254 170H249V172L250 171H254L255 172V176H257V174H258V176H260V173L262 172V170L259 172L258 170H257V168H258V166L260 165L259 163H258V165L255 163ZM0 166V167H1ZM37 166V167H36ZM43 167V168H40V167ZM54 166V165H53ZM60 166V165H59ZM180 166V165H179ZM183 166H185V165H183ZM227 167L229 166V165H226ZM240 166V165H239ZM263 166V165H262ZM262 166H261V168H262ZM40 169H39V168ZM63 167V166H62ZM88 167V166H87ZM125 169H124V168ZM151 168H149V169H153V171H154V168H152V166H150ZM264 167V166H263ZM34 168H37L39 171H42V169L43 170H46V172L48 173V176H47V178L45 179V181H42V179H38L37 181L36 180H34V181H36V183H34V185L32 186L30 183V185L28 184V186L25 184V183H22L23 181V177H22V174H29V172H30V169H34ZM70 169H71V167H69ZM90 167H89V169L90 170H92ZM102 168V167H101ZM170 168V169H169ZM206 168L207 169H209L208 171H204V170H206ZM225 168V167H224ZM233 168V167H232ZM260 168V167H259ZM86 169V168H85ZM84 169V170H85ZM88 169V168H87ZM97 169V168H96ZM103 169V168H102ZM148 169V170H149ZM187 169V168H186ZM192 169V168H191ZM196 169V170H197ZM211 169V170H210ZM220 169V168H219ZM35 170V169H34ZM38 170H36V172L38 171ZM77 170V169H76ZM82 170V169H81ZM195 170V171H196ZM203 170V171H202ZM233 170H235V169H233ZM29 171V172H28ZM39 171H38V173H39ZM63 171H65V170H63ZM79 170H77V171H75V172H77V174H79L80 175V173L82 172V171H80V173L78 172ZM93 171V170H92ZM104 171V170H103ZM198 171H196L195 173H197ZM211 171V172H212ZM240 171V172H241ZM248 171V170H247ZM72 172V171H71ZM185 172V171H184ZM230 172H231V170H230ZM238 172V171H237ZM236 172V173H237ZM239 172V173H240ZM243 172V173H244ZM249 172H247V176L248 175H250V176H252L251 174H249ZM61 173V174H60ZM67 173V172H66ZM65 173V174H66ZM83 173L84 172H82V175H83ZM148 173V172H147ZM147 173H146V175H147ZM178 173H180V175H178L177 176V179L175 178L174 179V181H173V178L175 177V175H177ZM182 173V174H181ZM192 173H193V171H192ZM228 173V172H227ZM235 173V174H236ZM238 173V174H239ZM33 174V173H32ZM32 174H30V176L32 175ZM37 174V173H36ZM71 174V173H70ZM234 174V175H235ZM241 174V173H240ZM239 174V175H240ZM253 174V173H252ZM264 174V173H263ZM63 175H64V172H63ZM69 175V174H68ZM81 175V176H82ZM87 175V174H86ZM85 175V176H86ZM88 175H90V174H88ZM151 175H154V174H152L151 173ZM200 175V174H199ZM206 175V174H205ZM204 175V176H205ZM238 175V176H239ZM262 175V174H261ZM33 176H36V175H33ZM44 176V175H43ZM71 176V175H70ZM70 176H69V180H70ZM73 176V175H72ZM94 176V175H93ZM186 176V175H185ZM202 176V175H201ZM211 176H212V174H211ZM215 176V175H214ZM237 176V177H238ZM247 176H245V177H247ZM255 176H252V179L253 180H259L260 179V177H262V176H260V177H255ZM76 177H79L80 179H81V177L80 176H76ZM84 177V176H83ZM129 177H130V180H129ZM199 177V176H198ZM206 177H207V175H206ZM210 176H208V178H209ZM231 177H233V175L231 176ZM236 177V178H237ZM254 177H255V179H254ZM32 178V177H31ZM34 179H35V177H33ZM41 178V177H40ZM68 178V177H67ZM72 178V177H71ZM75 178V177H74ZM78 178V179H79ZM89 178H90V176H89ZM133 178V179H132ZM193 178V177H192ZM213 178V177H212ZM249 178H251V177H249ZM248 178V179H249ZM25 179V178H24ZM37 179V178H36ZM197 179V178H196ZM205 179V178H204ZM230 179V178H229ZM239 179H240V177H239ZM244 179V178H243ZM247 179V180H248ZM31 180V179H30ZM82 180V179H81ZM131 180H133V184H132V182H131ZM194 180H195V178H194ZM198 180V179H197ZM208 180V179H207ZM246 180V181H247ZM250 180V179H249ZM257 180H256V182H254L253 184L254 185H252L253 187L255 186V184L256 183H258L257 182ZM28 181V180H27ZM155 181V182H154ZM202 181V180H201ZM206 181V180H205ZM231 181H234V179H231ZM238 181V180H237ZM24 182H26V181H24ZM83 182V181H82ZM96 182V181H95ZM99 182V181H98ZM105 182V181H104ZM109 182V181H108ZM194 182V181H193ZM210 182H211V180H210ZM216 182V181H215ZM259 182H260V184L262 183V181L261 180H259ZM68 183V182H67ZM72 183V182H71ZM97 183V182H96ZM112 184H115V183H113V182H111ZM110 183V184H111ZM196 183V182H195ZM222 183V182H221ZM236 183V182H235ZM240 182L238 181V183L237 184H239ZM244 182H242V184H243ZM1 184V183H0ZM188 184V183H187ZM213 184V183H212ZM230 184V183H229ZM236 184V185H237ZM245 184H247V182H245ZM248 184H250L249 182H248ZM104 185V184H103ZM102 185V186H103ZM107 185H109V184H107ZM215 186H216V184H214ZM232 185V184H231ZM235 185V184H234ZM251 185V184H250ZM81 185L79 184V187H80ZM111 186V185H110ZM115 186H116V184H115ZM154 186H156V184L154 185ZM211 186V185H210ZM243 186H244V184H243ZM256 186H257V188L255 189H253L254 191H252V190H250V191H252V192H259V191H257V189L258 190H261L262 191V188L260 189V186L261 185H259V183H258V185L256 184ZM259 186V187H258ZM262 186H263V183H262ZM27 187V188H26ZM193 187V186H192ZM234 187V186H233ZM252 187V188H253ZM103 188V190L102 191H104L106 188L105 187H102ZM105 188V189H104ZM140 190V192H142L141 193V196L139 197L138 196V189ZM159 188V187H158ZM158 188H157V191H158ZM162 188H164L165 189V186L164 187H162ZM236 188V187H235ZM235 188H233V189H235ZM242 188V187H241ZM244 188V190H246L245 189V187H243ZM247 188V187H246ZM250 188H251V186H250ZM94 189V188H93ZM101 189V188H100ZM237 189V188H236ZM248 189V188H247ZM113 190L115 191L116 190V187L115 188H113ZM243 190V191H244ZM256 190V191H255ZM70 191H71V188H70ZM101 191V192H102ZM106 191V190H105ZM153 191V190H152ZM156 191V190H155ZM161 191H163V190H161ZM183 191L185 192V187L183 188ZM199 191V190H198ZM206 191V190H205ZM208 191L209 190H207V193H208ZM218 191V190H217ZM249 191V190H248ZM68 192V191H67ZM128 193V196H129V200L132 202V203H129L130 201H128V203H121V201H123L124 200V193ZM195 192V191H194ZM212 191H209V193H211ZM239 192V191H238ZM153 193V192H152ZM181 193V192H180ZM192 193V192H191ZM199 193V192H198ZM206 193V192H205ZM213 193H214V191H213ZM212 193V194H213ZM221 193V192H220ZM223 193V192H222ZM221 193V194H222ZM243 193V192H242ZM262 193L264 194V191H262ZM262 193H258V198L262 195V196H264ZM71 193L69 192V195H70ZM74 194V193H73ZM73 194H71L70 196H73ZM119 194H121L120 196H119ZM151 194V193H150ZM154 194V193H153ZM164 194H165V192H164ZM197 194V193H196ZM241 194V193H240ZM252 194V193H251ZM68 195V194H67ZM68 195V196H69ZM116 197H115V196ZM170 195H168V197L170 196ZM209 195V194H208ZM225 195V194H224ZM233 195V194H232ZM253 195V197H254V194H252ZM55 196H56V201H55ZM76 196V195H75ZM193 196V195H192ZM198 195H195V198L197 197ZM203 197H204V195H202ZM218 196H221V195H218ZM241 196V195H240ZM243 196H245V195H243ZM64 198L65 197H67V196H63ZM159 197V196H158ZM166 198V197H164V200H165V198L166 199H168V200H170L171 201V199L170 198ZM180 197V196H179ZM178 197V198H179ZM225 198V196H222V198ZM232 197V196H231ZM237 196H235V207H232L231 205L234 203H231V201H230V203H231V205H227L226 206V204H229V203H226L225 204V206H226V208L227 207H231V208H235V210L238 208V205H239V203H241V201L240 200H238L237 201V199L238 198H236ZM48 198V199H47ZM63 198V199H64ZM76 198V197H75ZM102 198H104V199H102ZM160 198V197H159ZM198 198H200V196H198ZM198 198H197V200H198ZM223 198V199H224ZM240 198V197H239ZM244 198V197H243ZM243 198H240L241 200L243 199ZM247 198V197H246ZM254 198H256V197H254ZM261 198V197H260ZM262 198H264V197H262ZM78 199V198H77ZM98 199V198H97ZM102 199V200H101ZM158 199V198H157ZM161 199V198H160ZM160 199H158V200H160ZM201 199H203L202 197H201ZM227 199V198H226ZM137 200H138V202H137ZM163 200V199H162ZM176 201H177V198L175 199ZM204 200V199H203ZM202 200V201H203ZM259 200H261V199H259ZM258 200V201H259ZM31 201V203H29ZM57 201H59V203H56ZM70 201V200H69ZM174 202V203H171V204H175L176 203V206H177V208L178 209H180V205H181V201L179 202V204L177 203V202ZM194 201V200H193ZM262 201V200H261ZM25 202H28V203H25ZM133 202H137V203H133ZM159 202V201H158ZM198 202H200L201 203V201H198ZM197 202V203H198ZM220 202V201H219ZM236 202H238V204L236 205ZM152 203V202H151ZM154 204L156 203V200H155V202H153ZM196 202H194V204H195ZM196 203V204H197ZM212 203V202H211ZM221 203H222V201H221ZM224 203H225V201H224ZM260 203H262V204H264L263 202H260ZM89 204H90V206H89ZM157 204V203H156ZM167 204H169V203H167ZM189 204V203H188ZM202 204H205L204 206H206L207 204L206 203H202ZM208 204H210V203H208ZM214 204H216L217 205V203H214ZM242 204H243V202H242ZM246 206H248L249 205V207L252 205L250 202L249 203H244ZM159 205L160 206H162V209L164 210V205L165 204H163L162 202L160 203L159 202ZM159 205H156V206H158L159 208H157V209H155L154 211H155V213L157 212L156 210H158V209H160L161 207L159 206ZM215 205V206H216ZM222 205H223V203H222ZM187 206H189V205H187ZM195 206V205H194ZM200 206H201V204H200ZM211 206H213V205H211ZM215 206H213V207H215ZM224 206V205H223ZM233 206H234V204H233ZM243 207V206H241L240 205V208L242 207V210H243V208H244V210H243V214L245 213V215H244V219H243V221H247L246 223H247V225H245L246 223H243V226H242V224L240 225V226H242L243 227V230L241 229L242 227H240L239 228V224H240V222H239V224L238 225H236L237 226V229L239 228V229H241V231H243L244 233L245 232H247V233H245V234H252L253 235V237H254V234L256 235L257 234V232H258V234H261V236H262V232L261 233H259V229L262 227V226H264V222L263 221H261V220H259L261 217V219H264L263 218V213H261L260 214V212L259 213H257L256 212V206L255 205H252V207H250L251 209L252 208H254V206H255V210L253 209V210H251V212H249V210L247 209V207ZM166 207H168L167 205H166ZM198 207V206H197ZM202 207V206H201ZM201 207H200V209L199 210H201ZM210 207V206H209ZM208 207V208H209ZM213 207H210V208H212V209H210V210H214L213 209ZM173 208H175V207H173L172 206V209ZM192 207H190V209H191ZM206 208H207V206H206ZM231 208H230V210H231ZM247 209V211L248 212H246V209ZM249 208V209H250ZM166 209H168V208H166ZM165 209V210H166ZM169 209H171V208H169ZM183 209H184V207H183ZM183 209L181 210V214L183 213ZM194 209H195V207H194ZM204 209V208H203ZM202 209V210H203ZM217 209H218V206H217ZM220 209V208H219ZM176 210V209H175ZM188 210V209H187ZM209 210V211H210ZM237 210H239V208L237 209ZM121 211H122V218H120L118 215H119V213H121ZM154 211H151V212H154ZM161 211V210H160ZM173 211V210H172ZM185 211V210H184ZM204 211V210H203ZM215 211H217V210H215ZM228 211H229V209H228ZM233 211H234V209H233ZM245 211V212H244ZM252 211H255L256 213H252ZM212 212V216H213V211H211ZM211 212H209L210 214H211ZM235 212V211H234ZM176 213H177V211H176ZM188 213V212H187ZM186 213V214H187ZM235 213H237V214H235V215H237L238 216V211L237 212H235ZM151 214V215H150ZM168 214V213H167ZM170 214V213H169ZM190 214H191V212H190ZM200 214H202V213H200ZM161 215V214H160ZM188 215V214H187ZM186 215V216H187ZM242 216V212H240L239 213V216ZM166 216V215H165ZM168 216V215H167ZM166 216V217H167ZM170 216V215H169ZM184 216V215H183ZM238 216V217H239ZM261 216V217H260ZM154 217V216H153ZM152 217V218H153ZM175 217V216H174ZM177 217H178V215H177ZM215 217H217V218H219L220 216H216L215 215ZM224 218H225V215L223 216ZM233 217V216H232ZM260 217V218H259ZM155 218V217H154ZM153 218V219H154ZM168 218V217H167ZM180 218V217H179ZM178 218V219H179ZM181 218H182V216H181ZM187 218V217H186ZM189 218V217H188ZM196 218V217H195ZM201 217H199V219H200ZM202 218H203V216H202ZM240 218V217H239ZM243 218V217H242ZM231 220H232V218H230ZM233 219H235V217L233 218ZM154 220H157V219H154ZM174 220V219H173ZM202 220V219H201ZM182 221V220H181ZM186 221V220H185ZM189 222V221H188ZM187 222V223H188ZM228 222V221H227ZM261 222V223H260ZM226 223V222H225ZM231 223H233V222H231ZM242 223V222H241ZM176 224H177V222H176ZM185 224V223H184ZM234 224V223H233ZM235 224H236V222H235ZM263 224V225H262ZM226 225V224H225ZM231 225V224H230ZM183 226V225H182ZM200 226V225H199ZM227 226V225H226ZM235 226V225H234ZM152 227V226H151ZM229 228V227H228ZM152 229H154L153 227H152ZM151 229V230H152ZM182 229V228H181ZM185 229V228H184ZM238 229V230H239ZM264 229V228H263ZM173 230V229H172ZM228 231V230H227ZM230 231V230H229ZM154 232V231H153ZM224 232V231H223ZM201 233V232H200ZM219 233V232H218ZM229 234H231L230 232H228ZM233 233H236V232H233ZM232 233V234H233ZM187 234V233H186ZM227 234V233H226ZM232 234H231V236H232ZM239 234V233H238ZM257 234V235H258ZM202 235V234H201ZM176 236V235H175ZM187 236V235H186ZM199 236V235H198ZM225 236V235H224ZM238 236V235H237ZM236 236V237H237ZM191 237V236H190ZM209 237V236H208ZM233 237H234V234H233ZM263 237H264V235H263ZM153 238V237H152ZM159 238V237H158ZM182 238V237H181ZM205 238V237H204ZM221 238H222V236H221ZM238 238V237H237ZM154 239H156V238H154ZM224 240L222 241V246H221V248L224 250V252L223 253H226V251H227V257H225L221 262H218V264H243V262L244 263H248L249 261V259H250V255H251V251L250 250H245V251H243L241 248L240 249H238V248H236L235 246H234V239H232V240H229L230 242H226V240H227V238H223ZM255 239H259V238H255ZM206 240V239H205ZM262 240V239H261ZM261 240H259V242L261 241ZM155 241V240H154ZM183 241H184V239H183ZM203 241V240H202ZM228 241V240H227ZM151 243H153V241H151ZM168 243V242H167ZM185 243V242H184ZM195 243V242H194ZM231 243H233L232 244V246H231ZM263 243V242H262ZM236 244V243H235ZM153 245H155V244H153ZM152 245V246H153ZM182 245V244H181ZM228 245V246H227ZM156 246V245H155ZM189 246V245H188ZM205 246V245H204ZM231 246V247H230ZM238 246V245H237ZM212 247V246H211ZM210 247V248H211ZM160 248H161V246H160ZM158 249V252H160V253H164V250H165V253H166V249H164V247L163 248H161V249ZM176 248V247H175ZM180 248H182L181 246H180ZM227 249V250H226ZM177 251H178V248L176 249ZM221 250V249H220ZM226 250V251H225ZM155 251V250H154ZM157 251V250H156ZM155 251V252H156ZM189 251V250H188ZM215 251H216V249H215ZM153 252V251H152ZM175 252V251H174ZM173 251H172V253H174ZM179 252V251H178ZM217 252V251H216ZM157 253V252H156ZM171 253V254H172ZM189 253V252H188ZM215 253V252H214ZM219 253H220V251H219ZM218 253V255L220 256V254ZM223 253H222V256L224 257L226 254H224L223 255ZM167 254V253H166ZM170 254V255H171ZM183 255V253H181L180 252V255ZM185 254H186V252H185ZM184 254V255H185ZM190 254V253H189ZM193 254V253H192ZM158 255V254H157ZM168 255H169V253H168ZM165 256L164 255V257H168V259H169V261H170V259H171V257L170 256ZM178 255V254H177ZM182 255L181 256H179L178 255V257H182ZM202 255V254H201ZM216 255V254H215ZM156 256V255H155ZM161 256V255H160ZM208 256V255H207ZM157 258H158V260L157 261H160V259H159V256H156ZM164 257H162V258H164ZM175 258H178V257H176V256H174ZM194 257V256H193ZM213 258H214V255L212 256ZM216 257V256H215ZM221 257V256H220ZM222 257V258H223ZM189 258H190V256H189ZM188 258V259H189ZM206 258V257H205ZM212 258V259H213ZM221 258V259H222ZM173 259V258H172ZM179 259V258H178ZM199 259V258H198ZM221 259H216V260H221ZM181 260V262H180V264L182 263V264H187L188 262L189 263H191L192 261H193V263H191V264H194L195 262H194V260H192L191 262L190 261H188V262H185V260L184 259H180ZM252 260H253V258H252ZM156 261V262H157ZM187 261V260H186ZM202 262V264L204 263V264H206L205 262H203L204 260H201ZM206 262L208 261L209 262V260H205ZM174 262H176V261H174ZM198 262H199V260H198ZM161 263H165L164 262V260L162 261L161 260ZM172 263V262H171ZM177 263V262H176ZM216 263V262H215ZM178 264H179V262H178ZM198 264V263H197ZM199 264H200V262H199ZM248 264H250V263H248ZM253 264V263H252ZM260 264V263H259Z\"/></svg>",
  "mask_w": 264,
  "mask_h": 264
}]
</instances>
